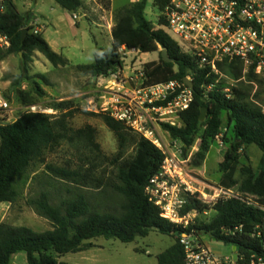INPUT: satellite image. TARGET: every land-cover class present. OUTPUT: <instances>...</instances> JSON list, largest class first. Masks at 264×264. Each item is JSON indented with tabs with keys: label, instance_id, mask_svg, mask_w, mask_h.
I'll return each instance as SVG.
<instances>
[{
	"label": "trees",
	"instance_id": "obj_1",
	"mask_svg": "<svg viewBox=\"0 0 264 264\" xmlns=\"http://www.w3.org/2000/svg\"><path fill=\"white\" fill-rule=\"evenodd\" d=\"M54 1L72 13L83 6L81 0ZM112 1L100 0L105 8H110ZM147 2L139 0L117 9L114 13L112 48H97L94 62L76 66V70L91 77L116 72L123 67L118 49L125 46L127 50H136L141 54L159 53L158 61L147 64L151 83L184 82L190 76L194 85L193 101L186 111L180 113L183 125L163 124V129L183 145L185 152L197 140L200 141L199 150L192 159V165L199 168L206 161L216 137L222 135V115L225 113L232 137L222 136L223 142L230 143V147L219 165L220 185L235 190L240 196L214 205L190 198L184 213L197 211L203 214L209 211L212 215L209 220L197 218L186 229L178 227L160 216L159 208L146 193L151 178L160 172L164 160L162 151L151 142L108 114H100L114 132L120 149L113 160L114 180L105 181L92 171L82 172L45 163L46 155L57 150L65 141L84 142L89 148L98 150L93 127L72 128L69 119L73 113L61 111L63 106L60 104L50 105L55 111H61L59 114L24 112L12 123L0 119V203L13 204L17 200V182L26 176L36 161L43 162V174L49 179L68 182L78 190L94 189L102 190V193L96 196L78 191L72 198L55 203L52 191L42 190L38 196L30 198L28 204L53 228L38 233L25 226L1 223L0 264H12V257L22 251L26 252L29 264H68L59 262L57 257L87 250L92 246L89 241L95 238L131 243L138 237H147L152 231L175 238V242L157 256L158 264H187L179 236L182 232L190 234L192 231L197 235H208L231 248L236 247L237 264H250L253 259L264 258V162L258 175L246 165L239 169L240 178H236L242 149L255 145L264 154V112L248 101L253 88L248 83L259 77L250 71L247 81H239L240 88H233L230 99L222 93L221 85L205 94L202 87L215 84L217 76H208L209 70L199 69L194 59L183 53L164 29H157L147 19ZM165 3V0H155L154 6L162 9ZM164 22L162 19L161 23ZM24 29L28 30V34L23 39ZM0 34L7 35L11 41V47L0 52V61L10 55L21 54V81L12 83L16 101L24 107L38 104L46 92L37 81L31 82L34 76L29 74V64L33 53L40 52L55 67L68 65L67 59L53 51L41 33L34 32L28 16L19 13L12 0H0ZM162 50L167 51L172 62L163 59ZM219 68L233 79L242 77L239 63L225 61ZM39 76L48 82L45 76ZM23 81L29 82L30 90L21 89ZM203 108L208 110V114L204 121H200ZM128 146L134 147V154L124 159L123 151ZM112 196L113 202L104 208V201H109Z\"/></svg>",
	"mask_w": 264,
	"mask_h": 264
},
{
	"label": "built area",
	"instance_id": "obj_2",
	"mask_svg": "<svg viewBox=\"0 0 264 264\" xmlns=\"http://www.w3.org/2000/svg\"><path fill=\"white\" fill-rule=\"evenodd\" d=\"M165 1L162 9L157 8L159 17L156 28L164 29L181 51L194 59L199 69L209 70L208 76H217L215 84L202 87L205 94L225 78L230 79L232 85L223 87L222 93L227 99L232 98L234 84L247 81L250 71L264 81V0ZM73 18L79 20L80 16L74 13ZM162 19L165 21L163 24ZM107 25L113 27L112 22H107ZM10 47V38L0 34V52ZM118 53L123 61L139 52L122 46ZM225 61L242 66L240 79H233L220 70L219 65ZM147 64L138 58L133 65L126 67L123 63L120 70L97 77L94 91L81 95H90L91 99L99 100V106L93 107L95 110L108 114L162 151L164 160L161 170L151 178L146 193L159 208L162 218L186 229L199 216L197 211L183 212L190 198L214 205L240 195L222 186L213 188L209 194L202 186H193L190 175L182 166L190 155L184 154L183 145L163 129V124L174 127L183 125L180 113L190 107L193 90L178 80L151 83ZM186 79L192 82L190 76ZM25 110L47 112L40 104L25 107ZM10 111V102L0 92V119ZM215 142L222 147V135H218ZM203 214L209 216V220L212 212ZM200 237L194 231L190 234L182 232L179 236L187 264H237L233 255L216 254ZM250 264H264V258L253 259Z\"/></svg>",
	"mask_w": 264,
	"mask_h": 264
},
{
	"label": "rangeland",
	"instance_id": "obj_3",
	"mask_svg": "<svg viewBox=\"0 0 264 264\" xmlns=\"http://www.w3.org/2000/svg\"><path fill=\"white\" fill-rule=\"evenodd\" d=\"M51 1V0H49ZM155 0H148L145 9V15L154 26H157L159 10L154 6ZM17 7L23 11L30 9L28 4H35V0H16ZM129 0H115L114 6L116 9L126 7ZM60 9V8H59ZM97 28H94V32ZM69 34V33H68ZM79 45L80 50L68 48L65 52L70 57L71 64L67 70L53 72L48 74V82H43L46 95L38 103L41 105L45 114H59L61 111H71L73 114L69 119V125L74 129L91 126L96 131V142L99 146L98 150L89 148L86 143L75 141L73 143L63 142L60 147L54 152L48 153L45 157V163H52L64 168L77 169L82 172L92 171L95 176L104 179L105 181L114 180L115 165L113 160L118 155L119 143L114 132L105 124L100 114L101 111L95 110L94 106H99V100L91 99L90 95L82 96L80 93L95 89L96 86L91 78L84 79V76L75 68L76 65H86L94 62V52L96 44L92 38L83 40L79 35L75 40ZM100 46H107L105 43H99ZM48 63L50 70L55 71L56 67L52 65L42 54H40ZM132 60H126L123 63L127 66L133 65L136 60V55H131ZM134 57V59H133ZM145 60H159L157 52L147 53L142 56ZM129 59V56L126 57ZM156 59V60H155ZM6 72L4 76L9 77L13 82L21 81V60L17 55H10L5 59ZM151 63V62H147ZM1 67V66H0ZM69 86H66V81H69ZM252 91L248 101L258 105L264 110V81L261 78L252 79ZM222 87L232 85L230 79L222 78L218 82ZM240 88L239 84H234ZM245 85L244 87H246ZM234 87V88H235ZM242 87V86H241ZM15 87L7 90L0 84V92L10 102L11 111L4 113L1 119H5V123L16 121L24 112L25 107L16 101ZM22 90H30L29 82H21ZM35 96V95H34ZM10 97V98H8ZM62 105L63 110L55 111L50 105ZM208 111L206 112L207 118ZM224 125L222 136L228 139L232 137L231 127L228 125L227 116L222 115ZM200 141L187 152L190 158L182 164L183 168L191 177L193 186L198 188L202 186L209 194L213 188L220 185V170L219 165L225 159V153L230 147V143H224L220 147L216 142L212 145L206 161L201 167L196 168L192 165L194 154L199 150ZM198 148V149H197ZM134 154V147L128 146L123 151V158L129 159ZM239 163L236 178H240L239 169L242 166H251L256 175L259 174L263 162L264 154L255 145L245 147L239 152ZM184 158H187L184 155ZM45 166L42 161L34 162L26 176L21 178L16 185L18 191L17 200L11 205L9 210L8 221L14 226H25L33 231L42 233L51 230L52 224L45 218L39 216L34 209L28 204L30 198L36 197L42 190H50L53 194L55 203L64 199H70L78 191H84L92 195L102 193V190H78V188L68 182L56 181L45 176L43 171ZM42 180V181H41ZM71 190V191H70ZM110 193V192H109ZM111 195V194H110ZM113 202L112 199L104 201V208ZM7 204H0V210ZM0 213V217H1ZM201 220H208L209 216L199 214L197 217ZM201 241L211 248L216 254L221 256H231L237 253L231 247L217 242L208 235H200ZM92 246L87 250L77 253H68L64 256L57 257L59 262L68 264H158L157 256L168 249L174 242L175 238L152 231L147 237H138L134 242L123 243L117 239H106L104 237L95 238L91 241ZM13 264H29L26 252H19L12 259Z\"/></svg>",
	"mask_w": 264,
	"mask_h": 264
},
{
	"label": "crops",
	"instance_id": "obj_4",
	"mask_svg": "<svg viewBox=\"0 0 264 264\" xmlns=\"http://www.w3.org/2000/svg\"><path fill=\"white\" fill-rule=\"evenodd\" d=\"M12 1L19 13L28 16L29 24L34 28V32L41 33L52 50L63 56L68 61V65L56 67L55 71H51L47 61L40 55L41 53L38 51L33 53L32 61L29 64V74L30 76H34V80L31 82L37 81L43 89L44 80L39 75H43L47 78V80H49V73L60 72V70L72 68L69 67L71 60L65 51L70 47L80 50L79 45H77L75 41L79 35L83 38V40L92 38L93 42L96 44L95 51L97 48L111 49L113 46L112 30L114 27V13L117 10L114 6L115 0L112 1L110 8H105L103 4H101L100 0H81L83 6L78 11L74 12L80 16L79 20L74 19V13L63 9L54 0H35V4L33 6L30 3L28 4V6L31 7L30 9L24 8L23 11L17 7L16 0ZM137 1L139 0H129L127 6ZM107 22H112L113 27L109 28ZM94 28H97L95 32ZM99 43H105L107 46H100ZM143 55L145 54H136L137 58L144 63L154 61L145 60L142 58ZM18 57L21 60V54H19ZM5 59L0 61V84L3 88L10 90L12 88L13 81L9 77L4 76V72L7 70V61ZM126 60H132L131 55H129V59H124L123 62ZM76 66L73 68L76 69ZM82 75L84 76V79L91 78L94 84H96L97 77H91L84 74ZM69 82L70 80L66 81V86L70 85ZM92 91H94V89H90L82 93H89ZM82 93H80V95ZM5 204L7 205L3 206L0 210V213L2 214L0 217V224L3 222L6 223L10 214L9 210L12 204Z\"/></svg>",
	"mask_w": 264,
	"mask_h": 264
},
{
	"label": "water",
	"instance_id": "obj_5",
	"mask_svg": "<svg viewBox=\"0 0 264 264\" xmlns=\"http://www.w3.org/2000/svg\"><path fill=\"white\" fill-rule=\"evenodd\" d=\"M28 34V30L27 29H24L23 31H22V38L24 39L25 37H26V35ZM161 54H162V57H163V59L165 60V61H167V62H172L173 60L172 59H170L169 57H168V53H167V51L166 50H162V52H161ZM184 82L192 89V90H194V85H193V83L191 82V81H189L188 79H184ZM208 110L206 109V108H203L202 110H201V113H200V121H204L205 119H206V112H207ZM236 250V247H233V251H235ZM233 257H234V259L235 260H237V257H238V255H237V253H234L233 254Z\"/></svg>",
	"mask_w": 264,
	"mask_h": 264
}]
</instances>
